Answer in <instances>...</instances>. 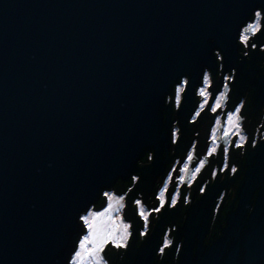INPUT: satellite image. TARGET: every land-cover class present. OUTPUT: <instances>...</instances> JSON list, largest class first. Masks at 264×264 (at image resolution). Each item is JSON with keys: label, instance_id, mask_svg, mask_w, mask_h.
Segmentation results:
<instances>
[{"label": "water", "instance_id": "water-1", "mask_svg": "<svg viewBox=\"0 0 264 264\" xmlns=\"http://www.w3.org/2000/svg\"><path fill=\"white\" fill-rule=\"evenodd\" d=\"M257 8L264 0H0V264H71L88 230L82 215L107 204L104 192L145 172L149 151L147 171H164L167 98L187 77L185 121L204 71L217 70L215 50L232 66ZM219 190L189 208L176 264H264V154L205 244ZM170 220L164 211L141 243L132 227L118 264H168L175 248L164 261L158 252Z\"/></svg>", "mask_w": 264, "mask_h": 264}, {"label": "flooded vegetation", "instance_id": "flooded-vegetation-1", "mask_svg": "<svg viewBox=\"0 0 264 264\" xmlns=\"http://www.w3.org/2000/svg\"><path fill=\"white\" fill-rule=\"evenodd\" d=\"M257 11L262 13V31L256 35L248 33L250 39L244 44L240 39L243 28L256 22ZM215 54L217 70L215 73L208 69L204 71L202 82L196 89L194 107L185 121L180 116V107L188 78L181 79L174 94L167 98V103L173 105L172 142L164 171L157 175L147 171L154 160V152L149 151L139 164L145 172L133 173L128 182L118 180L109 190L126 195L129 199L128 218L131 228L138 227L139 243L151 233L164 211L170 213L171 220L165 226L158 252V261H164L169 258L171 249L175 248L168 264L177 263L183 245L178 231L187 218L189 208L210 187L215 184L220 186L204 240L205 244L213 242L226 226V214L238 203L240 185L252 158L257 159L264 154V8H257L242 26L237 57L232 66L225 65L222 51L215 50ZM205 75L209 77L207 85L204 83ZM184 81L187 83L184 84ZM180 86L184 91L179 94L177 103V88ZM202 89L207 92L206 96L200 95ZM222 94L225 100L217 108L216 100ZM229 116H238L239 119L229 121ZM237 123L238 128L235 126ZM197 168L199 172H196ZM161 191L165 193L162 207ZM173 197L176 203L171 205ZM95 207L99 206L91 208L98 209ZM141 210L147 214V220L140 215ZM132 234L131 230L129 242ZM166 239L171 241L168 247L164 245ZM127 249L128 245L118 251V255L108 250V264L122 263Z\"/></svg>", "mask_w": 264, "mask_h": 264}, {"label": "rangeland", "instance_id": "rangeland-1", "mask_svg": "<svg viewBox=\"0 0 264 264\" xmlns=\"http://www.w3.org/2000/svg\"><path fill=\"white\" fill-rule=\"evenodd\" d=\"M105 193L113 196L114 199L111 201L108 199L107 204L102 209L90 208L88 212L82 215V218L88 217L93 222V227L89 228L86 225L88 230L82 235L78 248L71 258V264H95L94 254L91 252L93 248L101 249L98 254H95L96 258H102L101 264H108L107 259L102 253L107 244L111 243L116 249L120 247H117V244H120L122 248L128 245L131 235V225L128 220L124 219L126 195L109 191H105ZM116 200H120V204H117ZM110 204L111 208L109 207ZM99 213H103L104 215L100 216L98 215ZM145 215L147 216L146 213ZM126 226L127 230H125ZM125 236L126 239L122 240L121 238ZM85 237H89L92 242L85 241ZM82 241L85 242V248H81ZM77 252L81 253L79 257L76 256Z\"/></svg>", "mask_w": 264, "mask_h": 264}, {"label": "snow or ice", "instance_id": "snow-or-ice-1", "mask_svg": "<svg viewBox=\"0 0 264 264\" xmlns=\"http://www.w3.org/2000/svg\"><path fill=\"white\" fill-rule=\"evenodd\" d=\"M261 17H262V13H261L260 11H257V12L255 13V19H256V22H254V23H249L245 28H243L242 34H241V36H240V39H241V42H242V43H244V44H247V43H248V41H249V39H250L248 33H251V34H253V35H256L258 32H261V31H262V24L260 23V18H261ZM253 47H255V45H253ZM183 83L186 84L187 81H184ZM204 83H205L206 85L209 83V77H208V75H205V76H204ZM183 91H184L183 86H180V87L177 88V94H176V101H177V103H178L179 100H180V95H179V94H180L181 92H183ZM200 95H201V96H206V95H207V92H206L204 89H202V90L200 91ZM224 100H225V95H223V94L220 95L219 98L216 100V107H217V108L220 107L221 102L224 101ZM213 111H215V109H213ZM238 111H239V109H237V112H238ZM228 119H229V121H233V120H238L239 117H238V116H237V117L229 116ZM235 126L238 128V127H239V124L237 123ZM225 135H227V132H225ZM243 139H244V137L241 136V140H243ZM238 146H239V145H238ZM212 151H215V149H213ZM189 159H191V156L189 157ZM185 171H187V166L185 167ZM199 171H200V169L197 168V169H196V172H199ZM232 171L235 172L236 169L233 168ZM105 195L108 197L109 201H111V200L114 199L113 196H111V195H109V194H107V193H105ZM164 199H165V193H164V191H161V193H160L161 207L163 206ZM116 203H117V204H120V200H116ZM137 203H139V202H137ZM175 203H176V200H175V198L173 197V198L171 199V205H174ZM121 206H123V205H121ZM109 207L111 208V204L109 205ZM157 210H158V209H157ZM98 215L102 216V215H104V214H103V213H99ZM140 215L143 216V217L145 218V220H147V216L145 215V213H144L143 210L140 211ZM82 219L84 220L85 224L88 225L89 228H92V227H93V222H92L91 220H89L88 217H83ZM93 219H94V218H93ZM125 230H127V226H126V229H125ZM121 239H122V240H123V239H126V236H125V237H122ZM85 241H88L89 243L92 242V241L89 239V237H85ZM170 244H171V241H169V240L166 239L165 242H164L165 247H168ZM119 246H121V245H120V244H117V247H119ZM81 248H85V242H83V241L81 242ZM85 250L87 251V249H85ZM100 250H101V249H98V248H93V249L91 250L92 254H94L95 264H101V260H102V258H96V255H95V254H98V252H99ZM161 251H163V249H161ZM80 255H81L80 252H77V253H76V256H77V257H79Z\"/></svg>", "mask_w": 264, "mask_h": 264}, {"label": "trees", "instance_id": "trees-1", "mask_svg": "<svg viewBox=\"0 0 264 264\" xmlns=\"http://www.w3.org/2000/svg\"><path fill=\"white\" fill-rule=\"evenodd\" d=\"M104 200H106L105 197H104ZM84 230L86 231V228H85V227H84ZM121 249H122V248H121ZM121 249L111 248L109 251L112 250V254H114V253L117 254V252L120 251ZM117 255H118V254H117Z\"/></svg>", "mask_w": 264, "mask_h": 264}]
</instances>
